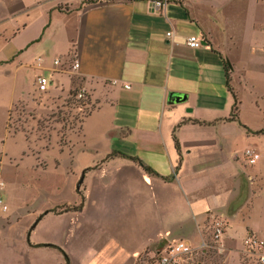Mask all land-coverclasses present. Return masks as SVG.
Segmentation results:
<instances>
[{
    "label": "crops",
    "instance_id": "1",
    "mask_svg": "<svg viewBox=\"0 0 264 264\" xmlns=\"http://www.w3.org/2000/svg\"><path fill=\"white\" fill-rule=\"evenodd\" d=\"M90 1L0 0L6 136L14 107L35 103L39 76L50 79L45 95L65 101L85 90L91 106L68 145L35 154L21 139L20 162L37 160L11 173L21 189H0L8 211L15 205L0 217V264H139L180 241L199 247L217 220L226 241L258 235L244 212L262 170L247 172L231 151L240 125L264 118V3ZM192 36L203 47L189 48ZM227 67L239 123L226 121ZM177 94L186 100L173 102ZM1 144L0 167L10 149ZM42 156L54 170L39 165ZM38 172L43 179L31 183Z\"/></svg>",
    "mask_w": 264,
    "mask_h": 264
},
{
    "label": "rangeland",
    "instance_id": "2",
    "mask_svg": "<svg viewBox=\"0 0 264 264\" xmlns=\"http://www.w3.org/2000/svg\"><path fill=\"white\" fill-rule=\"evenodd\" d=\"M35 103L33 106L20 103L17 104L11 111L10 118L7 125L8 135L6 136L5 127L1 120L0 114V150L1 142L8 145L9 152L6 157L3 158L2 165L0 167L1 177L0 182L4 183L16 190V186L21 189L22 184H14V178L12 177V172L20 170L23 164H29L36 158L31 156L30 159L25 158L21 162L20 145L21 139L23 137L31 143L32 151L36 154L37 152L52 151L55 143L59 142L64 145L69 144L70 138L73 135H78L82 126L84 118L91 112V106L86 105L75 106V97L70 96L65 101H57L55 97L47 96L45 94L36 93ZM1 109V108H0ZM1 112V111H0ZM246 126V130L243 128ZM239 128L238 137L236 143L233 144L231 152H237L239 155V167H244L247 172H255L259 169L262 170L263 182L255 186L253 191L249 192V199L247 202V208L244 212L246 216L250 217V222L255 228L254 231L258 233L261 238H264V135H256V132L264 129V118L260 117L257 120L248 121L247 124ZM251 132V133H248ZM17 136V137H14ZM3 146V145H2ZM246 147L255 148L261 155V159L254 166L249 165L242 153ZM234 155V153H232ZM39 157V165H46V168L55 169L56 161ZM47 158V157H46ZM41 173L38 172L31 183H38L43 177H38ZM245 184L250 186V182L245 179ZM242 186V185H241ZM255 189V190H254ZM23 200L20 196L18 197L15 204L22 208L21 214H23ZM9 211L7 213H1L0 217H7L9 213L14 211V204L8 205ZM254 208L252 209V207ZM252 210V211H251ZM251 211V215L248 214ZM246 218V217H245ZM225 225V224H224ZM214 222L210 223L206 229L203 240L207 244L215 243L211 236L213 233ZM226 231V227L224 232ZM243 233L242 229L239 230ZM225 236V233H224ZM222 243L232 249L231 252H225L220 254L223 257L222 264H256L254 259L244 256L242 251L241 242H233L225 240L222 238ZM154 259H148L143 255L141 257L139 264H154ZM187 258L184 259L182 263H186Z\"/></svg>",
    "mask_w": 264,
    "mask_h": 264
},
{
    "label": "built area",
    "instance_id": "3",
    "mask_svg": "<svg viewBox=\"0 0 264 264\" xmlns=\"http://www.w3.org/2000/svg\"><path fill=\"white\" fill-rule=\"evenodd\" d=\"M264 3V0H260ZM174 37V33H167V38L171 39ZM186 45L191 49H200L203 47V40L192 36L186 40ZM42 60L39 59V66ZM55 65H60V61H55ZM80 64L76 62L73 66V70L77 71ZM50 79L45 76H39L36 80V89L39 94H46L49 91ZM129 89V86H125ZM75 106H86L88 104L87 93L85 90H81L75 94ZM244 159L246 162L253 166L261 159V155L253 148H248L243 152ZM4 187V183L0 182V189ZM0 207L3 212L8 211V207L5 204L3 197L0 195ZM225 225L222 221H215L212 233V240L215 241V246L213 247L219 254H224L227 251L226 246L222 243V238L224 237ZM209 248V244L204 240L199 247L195 248L187 242L180 241L176 244L168 246L165 250L154 258V264H182L185 258L193 256L195 253L203 252ZM244 256L254 259L256 264H264V238H261L257 234L249 233L242 241V251Z\"/></svg>",
    "mask_w": 264,
    "mask_h": 264
},
{
    "label": "trees",
    "instance_id": "4",
    "mask_svg": "<svg viewBox=\"0 0 264 264\" xmlns=\"http://www.w3.org/2000/svg\"><path fill=\"white\" fill-rule=\"evenodd\" d=\"M94 1L95 0H92L90 2H94ZM227 86H228V88H229V90L233 96L234 104H233L232 109H231L230 117L226 121L239 123L240 122V117H239V115H240V102H239V99H238L236 93L230 87V77H229V68L228 67H227ZM194 123L201 124L199 122H194ZM181 124H184V122ZM202 124H204V123H202ZM255 134L264 135V129L259 131V132H256ZM174 141H175V147L178 151V154L180 156V162H181V160H182L181 146H180V143H179L178 139L176 138V136H174ZM112 156H114V154ZM112 156H110V157H112ZM145 171L151 173V170L148 168H145ZM82 204H80L78 206L66 207V208L65 207H59L57 209L51 210L50 212L57 213V214H60L64 211L79 212L82 210V206H83ZM214 246H215V244L210 243L208 249L204 250L203 252L195 253L191 257H187V262L182 263V264H222L223 257L216 250L213 249ZM231 251H232V249L227 248L226 253L231 252ZM66 264H68V262Z\"/></svg>",
    "mask_w": 264,
    "mask_h": 264
},
{
    "label": "water",
    "instance_id": "5",
    "mask_svg": "<svg viewBox=\"0 0 264 264\" xmlns=\"http://www.w3.org/2000/svg\"><path fill=\"white\" fill-rule=\"evenodd\" d=\"M203 44H205V43H203ZM172 98H173V102H175V103H182L183 101L186 100V97L185 96L178 95V94L177 95H174ZM82 180L83 179L80 180L79 185H78V188H80V186L82 184Z\"/></svg>",
    "mask_w": 264,
    "mask_h": 264
}]
</instances>
